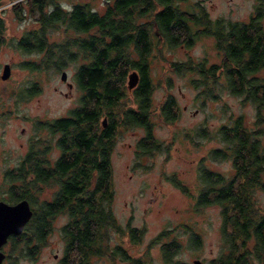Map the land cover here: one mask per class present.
<instances>
[{"label":"trees","instance_id":"16d2710c","mask_svg":"<svg viewBox=\"0 0 264 264\" xmlns=\"http://www.w3.org/2000/svg\"><path fill=\"white\" fill-rule=\"evenodd\" d=\"M154 8L157 10L150 20L138 22L144 10ZM263 8L256 5L249 21H232L210 20L205 13L191 15L173 0H105L102 12L92 9L88 2L70 8L57 0L12 2L16 15L25 11L34 17L36 14L35 26L16 40L17 48L40 54L35 62H23L25 67L60 69L66 61L79 57L83 62L74 73L81 90L78 105L67 115L40 125L58 134L57 158L48 169L43 168L36 156V140L18 173L11 176L12 183L18 180L22 185L20 191L9 193V201L27 199L32 214L20 234L9 236L8 254L17 245L22 255L33 258L51 232L54 217L64 213L67 220L60 231L65 247L60 264H95L94 258L105 256L112 264L118 259L126 264H144L142 256L132 255L121 243L107 247V237L109 228H119L109 207L113 197L110 155L117 126L144 129L135 145V154L141 157L164 148L163 140L154 132V117L169 123L178 118L171 94H166L157 107L152 102L149 54L164 40L189 46L200 34L213 35L216 49L222 52L220 62L208 63L205 58L173 60L171 68L182 74L197 73L190 82L204 99H216L224 89L243 96L259 110L264 103ZM58 24H63V41L49 40L48 29ZM3 27L0 16V44L4 41ZM133 70L138 79L128 95L125 81ZM37 91L34 85L26 88L27 95ZM259 134L258 127L244 125L241 115L213 129L202 123L184 131V136L196 143L202 138H215L222 144L210 148L196 165L200 182L196 206L218 205L223 216L221 234L227 251L209 264H254V260L264 264V205L255 197L256 190L264 192V146ZM205 159L229 160L231 170L218 171ZM168 178L183 193L191 194L174 173ZM46 183L55 186L52 196L39 199L37 189ZM122 232L132 243L142 234L129 223ZM161 250L165 264H179L172 260L177 251L174 240L165 242Z\"/></svg>","mask_w":264,"mask_h":264},{"label":"rangeland","instance_id":"374dc122","mask_svg":"<svg viewBox=\"0 0 264 264\" xmlns=\"http://www.w3.org/2000/svg\"><path fill=\"white\" fill-rule=\"evenodd\" d=\"M14 1L2 0L0 4V16L4 23V41L0 44V197L8 195L7 187L12 183V178L8 175L11 172L8 170H13L19 163L30 138L38 142L46 141L50 146L51 162L58 156L59 149L55 145L58 134L49 132L47 128L43 130L40 125L44 120L51 121L67 115L71 108L78 105L81 95L74 78L75 70L83 62L80 57L74 61H66L60 69H31L23 65L25 61L35 62L40 59L39 53L25 52L16 47V40L35 26L36 14L34 17L25 11L22 15H16L11 9ZM57 1L66 8L75 3L88 2L92 9L102 12L105 0ZM177 2L181 9L202 11L211 19L223 18L232 21L246 20L256 5L264 7V0ZM138 19L143 21L146 18ZM63 31V24L49 28V40L63 41ZM69 32L73 34V31ZM204 58L208 63L220 62L222 59V52L216 49L215 38L211 34H200L189 46L165 41L159 44L158 50L154 48L149 54L153 104L157 107L169 93L174 96L178 107V118L174 122L169 123L154 117V132L163 140V149L137 157L135 145L143 136L144 129L139 126L120 125L116 128L110 155L113 197L109 207L119 228L108 229L107 247L112 248L121 243L130 248L132 255L142 256L144 264H165L161 249L170 240H174L177 245L172 260H177L179 264H195L194 259L199 260L197 264H209L224 250L227 251L221 234L223 216L220 206L195 204V195L200 187L197 162L210 148L222 144L215 138H202L197 143L187 139L184 136L187 128L203 123L213 129L228 122L230 118L241 115L244 125L258 127L259 138L264 146V103L258 110L254 103L245 100L243 96L230 94L224 89L219 91L218 98L204 99L199 96L198 88L190 82V78L197 76V73H177L170 66L173 60L196 61ZM4 63L10 65V72L5 79L1 78ZM62 70L66 71L65 80L61 79ZM126 82L127 78L125 85ZM31 85L38 91L26 95V88ZM127 93L130 95L129 89ZM205 162L224 173L231 170L229 160L205 159ZM173 173L184 182L191 194L183 193L169 180L168 176ZM14 183L20 184L18 180ZM14 189L18 190L19 187ZM54 189L55 186L46 183L43 188L37 189L38 198H51ZM255 197L264 205L262 190H256ZM66 220L67 215L64 213L54 217L51 232L33 258L22 255L17 246L11 248L5 263L60 264L65 247L60 228ZM127 223L142 230L140 240L132 243L123 235L122 231ZM161 232L163 234L157 238ZM195 236L196 242L193 241ZM253 241L252 239L250 245ZM6 249H9V245ZM93 262L112 264L106 256L94 258ZM115 262L122 264L116 260Z\"/></svg>","mask_w":264,"mask_h":264},{"label":"water","instance_id":"95a60500","mask_svg":"<svg viewBox=\"0 0 264 264\" xmlns=\"http://www.w3.org/2000/svg\"><path fill=\"white\" fill-rule=\"evenodd\" d=\"M10 72L9 63H4L1 78H6ZM61 79H66V71H61ZM136 71H131L127 78V87L131 89L137 82ZM70 86L71 84L68 83ZM106 118H102V125H105ZM32 214V209L27 199H21L14 203H7L0 200V247L7 240L10 234L18 235L22 232L24 225ZM4 258V252L0 249V263ZM194 263H199L198 259H194Z\"/></svg>","mask_w":264,"mask_h":264},{"label":"flooded vegetation","instance_id":"af4514ba","mask_svg":"<svg viewBox=\"0 0 264 264\" xmlns=\"http://www.w3.org/2000/svg\"><path fill=\"white\" fill-rule=\"evenodd\" d=\"M111 2L113 3L114 2V0H111ZM173 4H177L178 5V2H177V0H173ZM143 7V6H142ZM157 9L156 8H154V9H152V10H144L143 12H142V15L140 16V17H144V18H146V19H144L143 21H138V22H147L148 20H150L151 19V17H152V15L155 13V11H156ZM182 10H187V9H182ZM188 12H189V14H191V15H200V14H204V12H202V11H192V10H187ZM255 12H256V9H254L253 11H252V13L249 15V17L246 19V20H239V21H249V19L251 18V16H253L254 14H255ZM205 15H206V13H205ZM207 16V15H206ZM207 18L208 19H210V20H214V19H211V18H209L208 16H207ZM264 20V19H263ZM154 25V24H153ZM153 32L155 31L154 29L152 30ZM158 33V32H157ZM164 42H165V40H164ZM3 79H5V78H3ZM27 95V94H26ZM50 121H43V124H48ZM44 128H46V127H42V129L44 130ZM34 141H36L35 139H33V138H30L29 140H28V144H27V150H26V152L24 153V155L22 156V158L20 159V161H19V163L16 165V167H14V169L12 170V169H9L8 170V172H11V173H9L8 175L9 176H14V175H16L17 173H18V168L21 166V162L24 160V158H25V156H26V154H27V152H28V150H29V148H30V145H33V142ZM36 147H37V150L39 151L38 152V154L36 155L37 156V158L39 159V162H40V165L43 167V168H46V169H48L49 167H50V165L53 163V161L51 162V160H50V158H51V156H50V146L48 145V144H46V141L45 140H41V142H37L36 143ZM34 146V145H33ZM57 158V157H56ZM55 158V159H56ZM54 159V160H55ZM20 182V184H18V185H14L15 183H11L8 187H7V193H8V195H6V196H3V197H0V200H2V201H4V202H7V203H14V202H16V201H14V202H12V201H9V193L13 190H15L14 188H16V187H20L22 184V182L21 181H19ZM20 190H21V188H19ZM20 190H15V191H20ZM11 235V234H10ZM9 235V236H10ZM9 236L7 237V240H6V242L4 243V244H2L1 245V247H0V249L4 252V258L2 259V261H1V263L0 264H6L5 262H6V259H7V256H8V250L6 249L7 248V246L9 245ZM17 247V245L16 246H12L11 248H16ZM144 259V258H143ZM119 261L118 262H121L122 264H126L127 263V261H125V260H121V259H118ZM144 262H145V260H144ZM253 263L254 264H258V261H256V260H254L253 261Z\"/></svg>","mask_w":264,"mask_h":264}]
</instances>
